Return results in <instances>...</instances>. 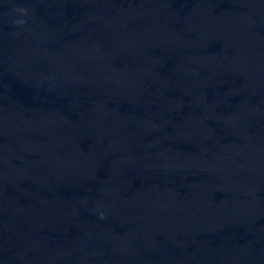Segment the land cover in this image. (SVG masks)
<instances>
[{"label": "clouds", "instance_id": "clouds-1", "mask_svg": "<svg viewBox=\"0 0 264 264\" xmlns=\"http://www.w3.org/2000/svg\"><path fill=\"white\" fill-rule=\"evenodd\" d=\"M16 10L19 11V12H21V13H24V12L26 11V10L23 9V8H18V9H16ZM18 23L23 24L24 21H18ZM101 218H103V216H101Z\"/></svg>", "mask_w": 264, "mask_h": 264}]
</instances>
